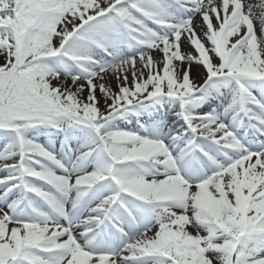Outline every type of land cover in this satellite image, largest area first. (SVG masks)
I'll use <instances>...</instances> for the list:
<instances>
[{
  "label": "snow or ice",
  "instance_id": "snow-or-ice-1",
  "mask_svg": "<svg viewBox=\"0 0 264 264\" xmlns=\"http://www.w3.org/2000/svg\"><path fill=\"white\" fill-rule=\"evenodd\" d=\"M0 264H264V0H0Z\"/></svg>",
  "mask_w": 264,
  "mask_h": 264
},
{
  "label": "bare ground",
  "instance_id": "bare-ground-1",
  "mask_svg": "<svg viewBox=\"0 0 264 264\" xmlns=\"http://www.w3.org/2000/svg\"><path fill=\"white\" fill-rule=\"evenodd\" d=\"M254 2H258V0H254ZM197 25L199 24V18H197V21H196ZM197 31L199 32L200 31V28L197 27ZM182 47L185 49V50H188V45L186 42L183 43ZM202 71V69L196 67L195 65L193 66V77L195 79H199V74L200 72ZM97 95L99 96L100 93L97 92ZM101 103H103V101H101Z\"/></svg>",
  "mask_w": 264,
  "mask_h": 264
}]
</instances>
